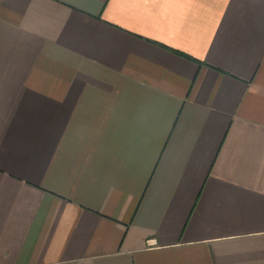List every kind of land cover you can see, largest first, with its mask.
Returning a JSON list of instances; mask_svg holds the SVG:
<instances>
[{"label": "crops", "instance_id": "obj_1", "mask_svg": "<svg viewBox=\"0 0 264 264\" xmlns=\"http://www.w3.org/2000/svg\"><path fill=\"white\" fill-rule=\"evenodd\" d=\"M0 264H264V0H0Z\"/></svg>", "mask_w": 264, "mask_h": 264}]
</instances>
